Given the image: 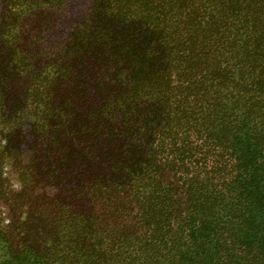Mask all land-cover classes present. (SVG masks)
I'll return each mask as SVG.
<instances>
[{
  "label": "trees",
  "instance_id": "trees-1",
  "mask_svg": "<svg viewBox=\"0 0 264 264\" xmlns=\"http://www.w3.org/2000/svg\"><path fill=\"white\" fill-rule=\"evenodd\" d=\"M0 3V264H264V0Z\"/></svg>",
  "mask_w": 264,
  "mask_h": 264
},
{
  "label": "rangeland",
  "instance_id": "rangeland-1",
  "mask_svg": "<svg viewBox=\"0 0 264 264\" xmlns=\"http://www.w3.org/2000/svg\"><path fill=\"white\" fill-rule=\"evenodd\" d=\"M0 8H1V3H0ZM4 172L5 173H4L3 176L8 177L10 180H12L14 188L15 189H18L19 188V185L14 180L15 177H14L13 173L11 172L8 164H6V167L4 168ZM0 205H2V204H0ZM0 210H1V213H2L3 218L5 220L6 219L5 216H6V212H7L6 209H5V207L4 206H0ZM5 222H7V220H5Z\"/></svg>",
  "mask_w": 264,
  "mask_h": 264
}]
</instances>
